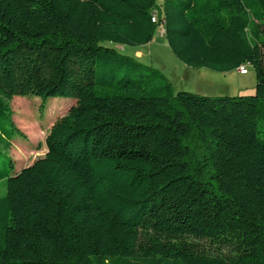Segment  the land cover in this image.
<instances>
[{
	"label": "trees",
	"instance_id": "obj_1",
	"mask_svg": "<svg viewBox=\"0 0 264 264\" xmlns=\"http://www.w3.org/2000/svg\"><path fill=\"white\" fill-rule=\"evenodd\" d=\"M157 27L187 66L250 65L253 94L174 92L102 44ZM15 96L75 103L43 157L0 160V264H264V0H0V117Z\"/></svg>",
	"mask_w": 264,
	"mask_h": 264
},
{
	"label": "rangeland",
	"instance_id": "obj_2",
	"mask_svg": "<svg viewBox=\"0 0 264 264\" xmlns=\"http://www.w3.org/2000/svg\"><path fill=\"white\" fill-rule=\"evenodd\" d=\"M159 2L160 0H157V3ZM102 44L131 57H136L134 51L137 48L142 52V56L136 58L141 63L160 70L171 82L174 92L188 91L211 97L250 95L254 92L255 72L250 65L247 66L249 72L246 76H241L234 71L223 73L205 67L187 66L171 53L161 27L155 29L153 38L148 44L140 47L119 45L108 41ZM74 103L75 100L67 97L46 100L36 96L13 97L7 102L8 109L4 111L10 113V118L7 115L0 117V127L11 129L9 120L12 119L14 126L22 135L13 131L9 149L4 147L6 140L0 139V160L12 157L15 165L14 173L31 164L35 159L43 157L46 153L45 138L51 125ZM5 183L6 179L0 180V196L5 193Z\"/></svg>",
	"mask_w": 264,
	"mask_h": 264
},
{
	"label": "crops",
	"instance_id": "obj_3",
	"mask_svg": "<svg viewBox=\"0 0 264 264\" xmlns=\"http://www.w3.org/2000/svg\"><path fill=\"white\" fill-rule=\"evenodd\" d=\"M134 55H135L136 57L139 58V57L142 56V52L136 48L135 51H134ZM234 72H235V73H238V74L241 75V76H246V75L248 74L249 71H247V73H245V74H240V73L238 72V70L236 69V70H234Z\"/></svg>",
	"mask_w": 264,
	"mask_h": 264
},
{
	"label": "built area",
	"instance_id": "obj_4",
	"mask_svg": "<svg viewBox=\"0 0 264 264\" xmlns=\"http://www.w3.org/2000/svg\"><path fill=\"white\" fill-rule=\"evenodd\" d=\"M154 20H155V18L152 17V21H154ZM237 70H238V72H239L240 74H245V73H247V69H246L245 67H239Z\"/></svg>",
	"mask_w": 264,
	"mask_h": 264
}]
</instances>
